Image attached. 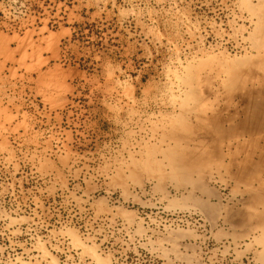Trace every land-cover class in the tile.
I'll use <instances>...</instances> for the list:
<instances>
[{
  "label": "rangeland",
  "instance_id": "374dc122",
  "mask_svg": "<svg viewBox=\"0 0 264 264\" xmlns=\"http://www.w3.org/2000/svg\"><path fill=\"white\" fill-rule=\"evenodd\" d=\"M0 264H264V0H0Z\"/></svg>",
  "mask_w": 264,
  "mask_h": 264
},
{
  "label": "bare ground",
  "instance_id": "6f19581e",
  "mask_svg": "<svg viewBox=\"0 0 264 264\" xmlns=\"http://www.w3.org/2000/svg\"><path fill=\"white\" fill-rule=\"evenodd\" d=\"M95 193H96V192L93 191V192L90 193V195L93 196V197H95Z\"/></svg>",
  "mask_w": 264,
  "mask_h": 264
}]
</instances>
